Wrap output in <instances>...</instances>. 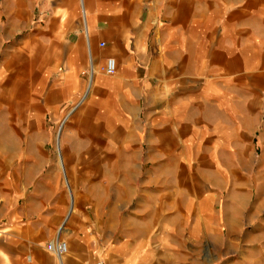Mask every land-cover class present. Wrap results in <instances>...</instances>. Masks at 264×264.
Wrapping results in <instances>:
<instances>
[{"label":"crops","instance_id":"crops-1","mask_svg":"<svg viewBox=\"0 0 264 264\" xmlns=\"http://www.w3.org/2000/svg\"><path fill=\"white\" fill-rule=\"evenodd\" d=\"M5 34L28 35L13 47L28 52L13 56V92L27 75L30 114L56 122L85 95L71 141L86 121L87 138L125 141L127 165V141L139 137L156 141L158 161L172 168L149 171L154 185L135 198L126 188L125 216L118 223L110 208L102 248L95 218L91 226L82 211L72 218L73 194L69 209L63 189L48 185L56 171L37 181L36 156L27 155L18 179L28 194H18L28 204L14 203L9 223L0 222V264H90L102 249L108 264H264V0H0V48ZM110 58L114 75L105 73ZM188 141H196L195 161L221 168L178 171ZM78 161L66 155L71 177ZM186 177L215 182L229 200L194 196L206 186L178 180ZM64 217L67 252L57 257L47 247Z\"/></svg>","mask_w":264,"mask_h":264},{"label":"rangeland","instance_id":"rangeland-1","mask_svg":"<svg viewBox=\"0 0 264 264\" xmlns=\"http://www.w3.org/2000/svg\"><path fill=\"white\" fill-rule=\"evenodd\" d=\"M4 21L6 22V20ZM27 36L25 34H12L9 37V34H5L0 48V222L2 225L3 223L5 225L9 223L14 203L18 204L19 207H27L29 185L19 182L18 173L25 165H28L29 162L24 161L27 159V155L32 154L36 156V163L38 165L36 173L37 181L49 176L53 170L56 171L54 174L56 178L50 180L48 185H57L63 189L68 198L69 209L72 200L71 194H73L76 204L74 206V213L71 215L72 218L82 211L89 216L86 224L90 226L93 217L95 218V224L98 225L99 223L101 228V244L103 248V244L107 242L110 208L113 209V212H116L119 223V220L123 219L126 213L125 209H123L128 197L126 188L132 189V197L135 198L137 196L136 190H139L142 186H153V183L157 179L154 176L145 178L147 173L149 171L156 172L161 168L159 165L162 166L163 164L165 168L168 165L172 168L170 166L171 162L158 161L156 141H141V138L135 137L137 141H127L132 155L127 165L124 159L125 151L123 148L125 141H107L103 137L98 136L87 138L86 130L90 125L86 121L80 123V141H71V138L68 137L70 122L80 110L90 104L89 99L87 102L85 101V95L75 105L74 110L70 111L71 107L65 108L60 119L56 122H52L49 118H46L45 114H30L28 112L27 75H21L22 84H17L15 94L13 92L14 76L15 74L16 76L18 75V66L16 72L13 56L16 54L18 59L21 55L23 59L28 53L27 49L16 50L13 47L17 42L26 39ZM17 78L16 80L18 81ZM67 118L68 120L63 126L64 131L60 145V156L57 148V136ZM182 142L174 151L176 156H180L182 152ZM195 142L188 141V159L183 158L177 161L175 168L178 171L185 169L192 171V173H195L197 169H207L208 164L215 168H221L218 161H214V163L208 162L204 165L199 161H195L193 153ZM164 149L167 154L168 149L166 147ZM163 151H161V155H163ZM250 152L257 157V160L259 159L260 156H257L256 147ZM67 154H79L83 157V161L73 163V177L68 173ZM257 164L255 163V165ZM178 180H187L190 186H198L199 181L204 182L206 193L193 194L196 197H202L213 191L214 201L226 202L229 200L227 190L223 191L220 187H211L210 184L214 185L215 182L211 183L210 181H205L203 178L196 177H186ZM236 180L229 179L230 185L232 181ZM19 188L23 189L27 194H18ZM32 188L33 185H31ZM128 207L131 208V205ZM65 219L66 217L62 219V224ZM70 226L71 224L68 220L65 224L66 230L62 233V241L64 242V237L70 230ZM98 261L108 264L103 249Z\"/></svg>","mask_w":264,"mask_h":264},{"label":"built area","instance_id":"built-area-1","mask_svg":"<svg viewBox=\"0 0 264 264\" xmlns=\"http://www.w3.org/2000/svg\"><path fill=\"white\" fill-rule=\"evenodd\" d=\"M101 46H104L102 43ZM105 73L107 75H114L116 73V62L114 59H108L107 65L105 67ZM89 82L92 80L94 75L93 67L90 68L89 72L87 73ZM47 249L53 252L57 257H62L67 252V245L64 241H62L61 237L58 235L57 238L50 244H48ZM90 264H103L100 261H96Z\"/></svg>","mask_w":264,"mask_h":264},{"label":"bare ground","instance_id":"bare-ground-1","mask_svg":"<svg viewBox=\"0 0 264 264\" xmlns=\"http://www.w3.org/2000/svg\"><path fill=\"white\" fill-rule=\"evenodd\" d=\"M58 141H59V140H58ZM58 141H57V142H58ZM59 142H60V141H59ZM59 151H60V150H59ZM60 152H61V151H60ZM63 228H65V225H64V224L60 227V229H59V231H58V235H59V236H61L60 234H61V232L64 230ZM58 235H57V236H58Z\"/></svg>","mask_w":264,"mask_h":264}]
</instances>
